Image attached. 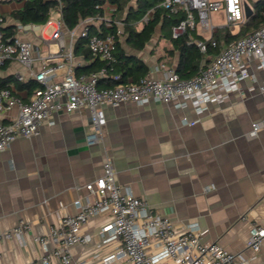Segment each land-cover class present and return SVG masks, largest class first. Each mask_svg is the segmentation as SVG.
I'll return each mask as SVG.
<instances>
[{"label":"crops","instance_id":"1","mask_svg":"<svg viewBox=\"0 0 264 264\" xmlns=\"http://www.w3.org/2000/svg\"><path fill=\"white\" fill-rule=\"evenodd\" d=\"M23 5L20 0H0V22L2 27L16 25L15 36L33 44L34 64L28 70L17 60L10 61L0 68V79L13 78L10 87L27 100L40 87L32 73L42 70V62L50 54L61 52L51 40L61 15L55 11V19L51 17L46 25L19 31L21 24L11 15ZM218 16L223 23H214L222 26L223 14L214 15ZM63 30L67 47L74 46L80 29L74 36L65 26ZM195 32L204 39L208 36L200 28ZM166 33L159 28L140 51L126 44L125 35L120 41L128 55L148 66V74L161 78L163 70L157 71V67L176 68L178 64V53L167 54L173 46ZM93 61L75 55L76 70ZM59 63L56 58L48 65L56 68ZM257 65L254 60L251 71L262 84L264 72ZM63 75V70H57L52 82L58 83ZM28 82L37 87L31 92L18 90V85ZM252 86L251 80L243 82L240 92L222 104H210L202 114L191 104L183 109L159 102L107 105V125L94 146L87 145L92 133L87 109L57 112L39 136L17 138L0 152V231L21 221L29 223L31 231L25 243L1 242L0 264H43L44 251L34 238L58 227L64 216L78 212L75 201L88 199L86 185L103 175L107 160L112 161L123 191L147 201L155 214L169 218L178 230L196 223L204 232V243L220 245L238 256L240 264H264V240L257 254L248 248L253 224L264 228V128L256 137L250 136L253 124L264 122V92L258 88L251 92ZM16 114L14 109L3 119L9 122ZM187 121L198 122L190 126ZM111 222L109 215L89 220L84 233L92 241L71 248L72 264H103L97 253L108 254L119 247L114 241L98 248L103 240L101 230ZM50 264L61 261L53 258Z\"/></svg>","mask_w":264,"mask_h":264},{"label":"built area","instance_id":"2","mask_svg":"<svg viewBox=\"0 0 264 264\" xmlns=\"http://www.w3.org/2000/svg\"><path fill=\"white\" fill-rule=\"evenodd\" d=\"M248 0H163L160 8L173 17H184L172 25L174 39L201 29L212 47L218 48L213 35L219 29L231 33L240 30L246 22L245 4ZM103 15L89 17L73 30L71 36L80 29L79 38L87 40L94 58H99L106 65L116 62V42L124 35L123 23L113 19L116 6L109 3L102 6ZM56 12H60L56 10ZM154 11L149 12L139 23H147ZM215 14H223L224 24L214 23ZM106 24L115 27L114 33L101 36L91 32L93 27ZM64 24L56 21V31L51 38L61 49L57 54H50L42 62V70L32 75L40 84L29 99H23L13 87L0 88V152L9 148L19 137L33 138L40 135L41 128L50 121L53 114L61 111L75 112L87 109L92 123V133L87 136V145L94 146L101 140L107 125L104 107L132 103L145 106L151 102L173 105L183 109L191 104L202 114L210 104H222L233 93L241 90L243 82L251 80V92L256 89L264 92V81L259 83L251 71V63L256 60L257 68L264 72V25L258 30L221 49L213 62L201 69L191 78H181L176 68L161 65V78L151 74L138 82L118 84L114 87H99L102 79L108 77L105 66L88 75L77 76L74 46L67 47L64 37ZM19 31L35 30L32 25H20ZM200 52L206 54L207 46L203 41H195ZM60 59L58 67L52 68L48 62ZM17 60L23 67L32 70L33 44L14 36L6 40L0 30V68L8 62ZM64 75L58 83H53L57 70ZM119 80V74H112ZM23 80L22 77H19ZM16 109L17 114L6 122L4 115ZM198 121L187 124L193 126ZM264 128V122L253 124L251 137H256ZM88 199H78L75 215H66L58 227H51L46 235L35 237L34 242L44 251L43 264H50L58 258L61 264H72L71 248L88 245L92 238L84 233V228L91 218L109 215L112 222L101 230L102 249L105 245L117 241L119 247L108 254L97 253L96 258L103 264H240L239 257L226 251L218 244H206L204 232L198 224H189L183 230L169 218L155 214L147 201L139 199L117 183L111 160L103 166V175L86 185ZM31 231V225L21 221L16 227L0 231L2 241L20 240L25 243V236ZM264 240V228L253 224L248 248L254 254L260 252ZM50 246H54L50 250ZM29 264H38L32 261Z\"/></svg>","mask_w":264,"mask_h":264},{"label":"trees","instance_id":"3","mask_svg":"<svg viewBox=\"0 0 264 264\" xmlns=\"http://www.w3.org/2000/svg\"><path fill=\"white\" fill-rule=\"evenodd\" d=\"M8 1V0H7ZM24 2L20 10L12 13V19L21 25L44 26L51 20L53 12L60 11L61 20L64 26L70 30H75L81 21L89 18L103 15L102 6L109 3L116 6V12L113 19L123 23L126 44L134 50L140 51L150 42L155 32L160 28L167 31L166 38L170 39L173 48L167 51L169 56L178 53L177 73L181 78H191L201 69L208 67L220 49L228 47L237 40L247 37L264 25V0L251 1L253 15L246 20L236 33L229 31H219L213 35L218 42L219 47H212L210 41H207L195 31L189 32L180 38L174 39L171 34V27L184 15L173 17L160 8L163 0H20ZM151 11H154L152 17L147 23H139ZM0 30L4 33L6 40L15 36L16 25L2 27ZM115 27H108L106 24L99 28L93 27L91 32L104 36L115 32ZM195 41H203L207 46L206 54L200 52ZM74 55H81L87 58H93L91 64L79 67L76 70L77 76L88 75L99 68L105 66L108 70V77L102 79L99 87L110 88L118 84H127L131 81L138 82L148 74V66L139 58L128 55L120 41L116 42V62L106 65L99 58H94L87 47V40L80 37L74 45ZM5 67V66H4ZM2 67V68H4ZM112 74H119L121 78L114 80ZM132 79V80H130ZM13 78L0 79V88L10 87ZM37 84L28 82L18 85V90H27L31 92Z\"/></svg>","mask_w":264,"mask_h":264},{"label":"water","instance_id":"4","mask_svg":"<svg viewBox=\"0 0 264 264\" xmlns=\"http://www.w3.org/2000/svg\"><path fill=\"white\" fill-rule=\"evenodd\" d=\"M245 15L247 19H249L253 15V9L248 3L245 4Z\"/></svg>","mask_w":264,"mask_h":264},{"label":"rangeland","instance_id":"5","mask_svg":"<svg viewBox=\"0 0 264 264\" xmlns=\"http://www.w3.org/2000/svg\"><path fill=\"white\" fill-rule=\"evenodd\" d=\"M248 2H250V0H248ZM55 14L53 13V15H52V19H55ZM213 20H214V22L216 23V24H222L223 23V19H222V17H220V16H218V17H214L213 18Z\"/></svg>","mask_w":264,"mask_h":264}]
</instances>
